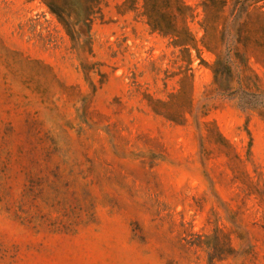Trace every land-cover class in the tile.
Segmentation results:
<instances>
[{
  "label": "rangeland",
  "instance_id": "obj_1",
  "mask_svg": "<svg viewBox=\"0 0 264 264\" xmlns=\"http://www.w3.org/2000/svg\"><path fill=\"white\" fill-rule=\"evenodd\" d=\"M182 1L196 48L141 0H100L75 39L0 0V264H264V98L217 87L203 0Z\"/></svg>",
  "mask_w": 264,
  "mask_h": 264
},
{
  "label": "trees",
  "instance_id": "obj_2",
  "mask_svg": "<svg viewBox=\"0 0 264 264\" xmlns=\"http://www.w3.org/2000/svg\"><path fill=\"white\" fill-rule=\"evenodd\" d=\"M55 15L65 32L75 39L76 28L83 27L87 34L98 12L100 0H40ZM142 15L152 32L168 37L170 42L183 48H196V40L189 27L191 8L182 0H141ZM229 0H203V47L215 55L212 72L217 87L237 97L244 107V94L264 98L262 79L250 67V57L264 69V26L258 29L252 20L250 7L259 0H231L236 14L228 18L224 9ZM246 18L241 20V16ZM89 35V34H88ZM236 59L239 60L236 61ZM261 99L259 102H262ZM255 103V102H254ZM262 115L264 119V114Z\"/></svg>",
  "mask_w": 264,
  "mask_h": 264
}]
</instances>
